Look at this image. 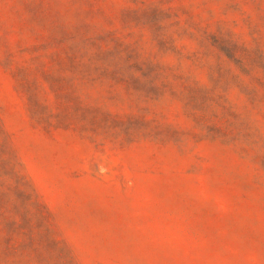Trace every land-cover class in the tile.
<instances>
[{
    "label": "rangeland",
    "instance_id": "374dc122",
    "mask_svg": "<svg viewBox=\"0 0 264 264\" xmlns=\"http://www.w3.org/2000/svg\"><path fill=\"white\" fill-rule=\"evenodd\" d=\"M0 264H264V0H0Z\"/></svg>",
    "mask_w": 264,
    "mask_h": 264
},
{
    "label": "trees",
    "instance_id": "16d2710c",
    "mask_svg": "<svg viewBox=\"0 0 264 264\" xmlns=\"http://www.w3.org/2000/svg\"><path fill=\"white\" fill-rule=\"evenodd\" d=\"M12 223H13L14 225H16L14 221H12ZM16 226H17V225H16Z\"/></svg>",
    "mask_w": 264,
    "mask_h": 264
}]
</instances>
